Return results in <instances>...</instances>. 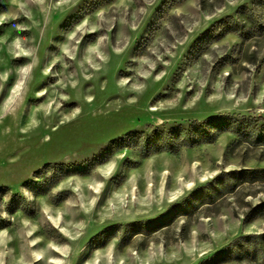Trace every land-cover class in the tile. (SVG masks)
Instances as JSON below:
<instances>
[{
    "label": "rangeland",
    "instance_id": "374dc122",
    "mask_svg": "<svg viewBox=\"0 0 264 264\" xmlns=\"http://www.w3.org/2000/svg\"><path fill=\"white\" fill-rule=\"evenodd\" d=\"M253 129L264 0H0V264H264Z\"/></svg>",
    "mask_w": 264,
    "mask_h": 264
},
{
    "label": "trees",
    "instance_id": "16d2710c",
    "mask_svg": "<svg viewBox=\"0 0 264 264\" xmlns=\"http://www.w3.org/2000/svg\"><path fill=\"white\" fill-rule=\"evenodd\" d=\"M234 121L231 119V117H229V115H212L209 116L207 118H205L202 123H199V121L194 120L192 121L189 126H188V131L191 132L192 130H196L199 131L201 134V140H203V142H209L212 141L213 138L215 137V134L206 131V128H215L218 131H226L227 129L231 128V126H233ZM185 128H183L181 125L175 126V127H171L167 133H165L164 131L160 132V135H162V139H160V143H154L153 141V135L156 136L157 133H153L152 136L147 137L145 140L140 141L141 146H142V153L147 155L150 152H158V151H162V150H168V151H173L176 147V144L174 143L175 141V137L173 138L172 136L174 135V133H178L181 132L182 130L184 131ZM252 133V138L254 142H259L261 140H264V135L262 132H260L258 129H253L251 131ZM188 138H184V142L186 144H190L191 142H195L191 139V134L189 136V133H186ZM164 136V137H163ZM153 142V143H152ZM112 144V143H111ZM92 163H90L89 165H79V166H69V167H62V169H60V173L61 175H70V174H84L88 171V169H90ZM156 224V223H155ZM151 225V224H150ZM150 225H147V227L145 228L146 230H149L148 227H150ZM153 225V224H152ZM160 226L158 225H153V231L159 229ZM137 230L140 231H136V233L142 232V228L137 227Z\"/></svg>",
    "mask_w": 264,
    "mask_h": 264
}]
</instances>
